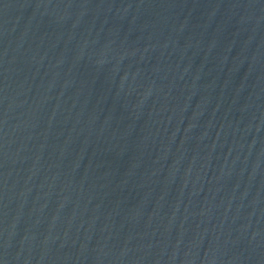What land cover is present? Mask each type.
Instances as JSON below:
<instances>
[{"label": "water", "instance_id": "water-1", "mask_svg": "<svg viewBox=\"0 0 264 264\" xmlns=\"http://www.w3.org/2000/svg\"><path fill=\"white\" fill-rule=\"evenodd\" d=\"M0 264H264V0H0Z\"/></svg>", "mask_w": 264, "mask_h": 264}]
</instances>
